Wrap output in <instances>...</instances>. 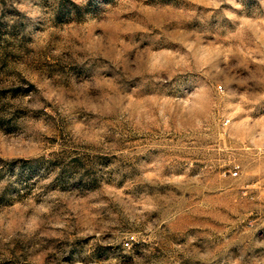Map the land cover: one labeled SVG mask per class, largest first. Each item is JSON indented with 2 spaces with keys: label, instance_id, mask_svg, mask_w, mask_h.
<instances>
[{
  "label": "rangeland",
  "instance_id": "374dc122",
  "mask_svg": "<svg viewBox=\"0 0 264 264\" xmlns=\"http://www.w3.org/2000/svg\"><path fill=\"white\" fill-rule=\"evenodd\" d=\"M0 264H264V0H0Z\"/></svg>",
  "mask_w": 264,
  "mask_h": 264
},
{
  "label": "built area",
  "instance_id": "2783aa9c",
  "mask_svg": "<svg viewBox=\"0 0 264 264\" xmlns=\"http://www.w3.org/2000/svg\"><path fill=\"white\" fill-rule=\"evenodd\" d=\"M218 89H220V87H218Z\"/></svg>",
  "mask_w": 264,
  "mask_h": 264
}]
</instances>
